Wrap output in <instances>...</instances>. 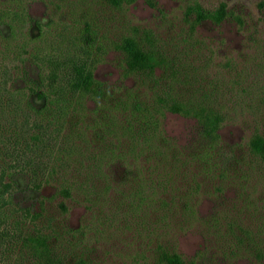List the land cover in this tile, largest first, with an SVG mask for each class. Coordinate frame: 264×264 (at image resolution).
Instances as JSON below:
<instances>
[{"label": "rangeland", "instance_id": "rangeland-1", "mask_svg": "<svg viewBox=\"0 0 264 264\" xmlns=\"http://www.w3.org/2000/svg\"><path fill=\"white\" fill-rule=\"evenodd\" d=\"M112 1L0 0L11 13L0 18V79L62 122L47 129L46 173L57 182L36 189L29 173L3 174L11 191L0 205V264H33L25 238L50 233L48 217L75 231L59 252L74 249L88 264H156L164 249L189 264H264V0ZM125 37L163 56L147 86L125 74ZM68 59L86 64L103 94L87 89L60 107L38 99ZM172 68L181 69L179 94H207L223 117L225 164L218 148L204 167L195 162L189 155L208 141L194 118L168 110L159 121L168 144H155L167 155L127 152L134 141L118 126L136 123L117 104L133 89L150 107L176 77ZM2 122L0 152L9 135Z\"/></svg>", "mask_w": 264, "mask_h": 264}, {"label": "trees", "instance_id": "trees-1", "mask_svg": "<svg viewBox=\"0 0 264 264\" xmlns=\"http://www.w3.org/2000/svg\"><path fill=\"white\" fill-rule=\"evenodd\" d=\"M122 1L124 0L112 2L119 5ZM12 14L18 16L17 13L12 12ZM4 16L11 17V13L0 12V18ZM118 49L124 56L125 74L138 76L141 81L140 84L137 83L138 85L147 86V81L151 77H154L155 68L163 64V56L161 53L159 54L153 50L144 48L135 39L125 37L118 44ZM73 61V59H68L65 63H62L63 65L60 68L64 72V77L59 80H53L57 69V66H54V73L51 72L48 74L50 76L47 83L49 89L46 91L49 93L46 91L39 93L37 95L38 99H46L48 104H55L60 107L64 102L69 101L68 99L71 96L74 97V95L86 93L88 92L87 89L92 90L94 95H97V93L103 94V91L101 93L100 89L94 86H99L100 83L93 77L92 70L86 68V64H72L71 62ZM171 71L176 77L172 78V81L166 88L167 90L163 91L162 94L165 96H155L156 98H153L150 107L145 102H142L137 95H134L136 91L133 89H128L124 95L125 98L122 97L121 102L117 104V108L121 112L126 109L131 111L129 114L132 116L133 122L136 123L135 125H137V127L128 124L118 126L119 135L127 136L130 141H134L127 152L132 155L144 154L147 149L149 150L152 147L156 148V151L149 150L151 156L160 158L167 155V151L160 149L155 144L160 140L168 144L169 140L163 137L161 129H159L160 115L168 110L172 113L194 118L201 135L208 141L205 150L200 151V153L193 152L189 155L195 162L197 161L203 165V160H207L206 158L211 156L210 152L218 148L223 151V153L220 152L219 158L225 164L228 158L223 150L221 136L219 134L223 117L217 109L215 110L209 103L204 102L208 98L207 94L198 98L195 97L196 95L184 97V95L179 94L177 92V86L184 83L178 77V75H181V69L178 71L177 68H172ZM40 83L41 80L37 84L40 85ZM6 85L7 83L3 79H0V116L6 121L5 123L2 122V126L9 127L6 128L9 135L5 138L8 144H4V149L0 152V205L1 201L5 199L4 194H8L11 191V185L7 182L3 183L2 177L3 174H8L11 170L29 173L31 175V182L36 189H39L42 183L46 185L51 181L57 182L51 174L48 175L46 173L47 162L45 157L51 154L50 145H48L51 135H49L50 133H48L47 129L52 124L62 123L60 119H54L56 118L54 112L53 114L46 113L47 108L45 109V106L41 109L34 108L22 93V89L12 90L7 88ZM155 93L157 95V92ZM33 114L34 116H32ZM124 114L125 112L122 113V116ZM2 117H0V122ZM51 117L53 118L51 119ZM126 117L124 116L121 120H126ZM126 123H128V120H126ZM135 127L138 131V138L134 132H131L132 128L135 129ZM2 134L3 129L0 127V139ZM139 141H143L142 145ZM258 142H260V147H262L261 153H264V142L262 143L261 140ZM53 156L51 155V157ZM173 159L176 160V158ZM162 160L165 162L168 161L167 158ZM157 162L159 165L161 161L159 160ZM62 190L66 191L67 188ZM34 216L40 219L44 215L40 212L35 213ZM45 221L50 228V233L38 231L25 238L27 244L33 250V264H64V262L66 264H88L86 258L81 255V252L78 254L74 249L69 254L59 252V248L66 249L62 246L63 242L69 246L73 245L72 241L75 239V231H70L63 224V227L61 225L52 226L53 221L49 217ZM67 235H71V238H67ZM53 237L57 241L56 246L59 247H56L52 242ZM155 261L156 264H189L178 253L166 249L160 250L157 253Z\"/></svg>", "mask_w": 264, "mask_h": 264}]
</instances>
